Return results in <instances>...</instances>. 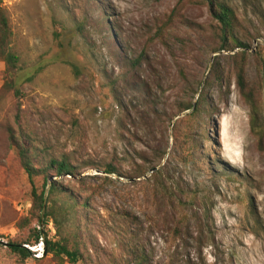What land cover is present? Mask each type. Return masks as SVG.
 Instances as JSON below:
<instances>
[{
	"label": "rangeland",
	"instance_id": "obj_1",
	"mask_svg": "<svg viewBox=\"0 0 264 264\" xmlns=\"http://www.w3.org/2000/svg\"><path fill=\"white\" fill-rule=\"evenodd\" d=\"M66 1L4 0L24 62L16 95L0 59V241L39 227L12 128L78 169L48 187L90 198L103 217L93 223L104 263L129 244L135 264H264V0H226L243 45L232 53L217 52L222 32L198 0H100L105 15L90 0H70L69 12ZM239 53L252 97L236 88ZM199 95L204 112L184 162L172 133L190 112L176 115L177 105ZM108 164L129 178L107 175ZM48 229L53 237V222ZM33 258L0 249V264H56Z\"/></svg>",
	"mask_w": 264,
	"mask_h": 264
},
{
	"label": "trees",
	"instance_id": "obj_2",
	"mask_svg": "<svg viewBox=\"0 0 264 264\" xmlns=\"http://www.w3.org/2000/svg\"><path fill=\"white\" fill-rule=\"evenodd\" d=\"M99 1L90 0L93 4L99 5L100 13L105 15L106 10ZM198 1L209 6L211 15L219 24L222 32V45L217 52L232 53L235 49L241 48L243 45L235 37V30L238 26L237 15L228 2L226 0ZM65 7L69 12L75 9L70 0L66 1ZM231 58L236 63V88L242 95L248 94L252 97V93L247 91L245 80L246 53L234 54ZM0 59L5 64L4 80L17 95L19 91L15 86V76L21 70V64L24 61L12 27L10 12L4 0H0ZM140 63L141 61L137 59L131 65L136 66ZM213 77L219 84L225 82L222 74H216ZM202 103L204 99L202 95H199L196 102H184L177 105L176 115L190 112L188 116L177 121L172 133L174 147L180 154L179 158L184 162L189 160L188 150L195 144L193 126L201 122L204 112L201 108ZM7 133L11 150L16 153L32 185V208L29 215L39 227L30 228L26 236L8 240L4 244L0 241V249L7 248L12 258L25 263L34 259V253L25 246L34 247L42 242L44 257H51L56 264H135L137 262L135 261L136 251L129 244L120 247L118 256L109 257V261L104 263L99 247L96 245L95 224L93 223V216H98L100 219L103 217L100 213H94L90 198L74 192L62 183L53 182L48 187L52 175L61 178H74L78 175V169L70 158L50 154L39 147L38 143L29 136H17L12 128H8ZM105 172L107 175L129 178V175L124 174L114 164L106 165ZM147 172L146 170L138 174V178L146 177ZM163 172L164 169L154 172L150 178L146 179V182L158 181ZM50 221L54 223L55 228L53 237L48 229Z\"/></svg>",
	"mask_w": 264,
	"mask_h": 264
},
{
	"label": "built area",
	"instance_id": "obj_3",
	"mask_svg": "<svg viewBox=\"0 0 264 264\" xmlns=\"http://www.w3.org/2000/svg\"><path fill=\"white\" fill-rule=\"evenodd\" d=\"M25 247L28 248L29 250H31V247H29V246H25ZM34 250H35L34 252H39L38 255H34L36 258L39 259V258L43 257V254H44V245H43L42 242Z\"/></svg>",
	"mask_w": 264,
	"mask_h": 264
}]
</instances>
